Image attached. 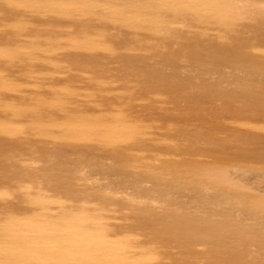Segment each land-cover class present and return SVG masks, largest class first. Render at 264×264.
Segmentation results:
<instances>
[{"label":"rangeland","instance_id":"obj_1","mask_svg":"<svg viewBox=\"0 0 264 264\" xmlns=\"http://www.w3.org/2000/svg\"><path fill=\"white\" fill-rule=\"evenodd\" d=\"M0 264H264V0H0Z\"/></svg>","mask_w":264,"mask_h":264},{"label":"bare ground","instance_id":"obj_2","mask_svg":"<svg viewBox=\"0 0 264 264\" xmlns=\"http://www.w3.org/2000/svg\"><path fill=\"white\" fill-rule=\"evenodd\" d=\"M236 172H237V171H236ZM247 176H248V175H247ZM242 178H243V177H242ZM248 178H249V177H248ZM250 178H251V177H250ZM155 179H158V178H155ZM159 179H160V178H159ZM252 179H254L255 181H257V183H260V182H258V180H256L255 178H252ZM241 180H242V179H241ZM254 180H253V181H254ZM249 181H250V179H249ZM262 182H263V180H262ZM262 182H261V185L263 184ZM252 183H253V182H252ZM253 185H254V183H253ZM257 185H258V184H257ZM259 185H260V184H259ZM261 185H260V186H261ZM257 187H259V186H257ZM262 187H263V186H262Z\"/></svg>","mask_w":264,"mask_h":264}]
</instances>
